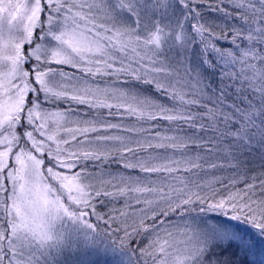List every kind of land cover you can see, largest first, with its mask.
Here are the masks:
<instances>
[{
	"label": "snow or ice",
	"instance_id": "obj_1",
	"mask_svg": "<svg viewBox=\"0 0 264 264\" xmlns=\"http://www.w3.org/2000/svg\"><path fill=\"white\" fill-rule=\"evenodd\" d=\"M0 264H264V0H0Z\"/></svg>",
	"mask_w": 264,
	"mask_h": 264
},
{
	"label": "trees",
	"instance_id": "obj_2",
	"mask_svg": "<svg viewBox=\"0 0 264 264\" xmlns=\"http://www.w3.org/2000/svg\"><path fill=\"white\" fill-rule=\"evenodd\" d=\"M217 175H220V173H217Z\"/></svg>",
	"mask_w": 264,
	"mask_h": 264
}]
</instances>
